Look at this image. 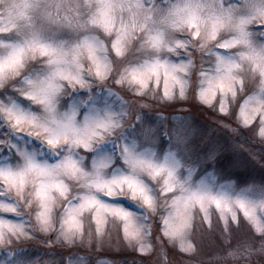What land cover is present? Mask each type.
I'll use <instances>...</instances> for the list:
<instances>
[{
  "label": "snow or ice",
  "instance_id": "1",
  "mask_svg": "<svg viewBox=\"0 0 264 264\" xmlns=\"http://www.w3.org/2000/svg\"><path fill=\"white\" fill-rule=\"evenodd\" d=\"M193 83L200 102L236 121L234 134L261 140L245 149L257 162L254 191L226 190L212 172L194 180L217 153L194 155L188 115L151 111L186 100ZM196 206L209 223L215 207L226 227L242 210L262 237L259 249L254 235L238 241L225 259L264 252V212H255L264 207V0H0V264H96L56 244L95 249L109 214L141 255L132 264H154L143 259L152 217L175 238Z\"/></svg>",
  "mask_w": 264,
  "mask_h": 264
},
{
  "label": "rangeland",
  "instance_id": "2",
  "mask_svg": "<svg viewBox=\"0 0 264 264\" xmlns=\"http://www.w3.org/2000/svg\"><path fill=\"white\" fill-rule=\"evenodd\" d=\"M138 56L139 52L131 50L128 53L129 58ZM196 67L199 68L201 61L199 52L196 54ZM205 68L210 69L208 63H204ZM110 87H116L120 95L125 99H131V93L119 86L109 83ZM250 86H255L250 84ZM192 91L186 100L174 104L165 105L162 102L152 103L151 111L160 113L165 117L179 114L181 116L188 115L189 119L197 124L194 129V155L207 154L209 151L217 153L214 161L201 165L193 175L194 180H199L205 176L207 172H212L216 176L215 183L223 184L227 189L239 191L241 188L254 189L251 184L259 183V175L251 166L256 165V161L251 160L248 152L245 150L251 144L254 148H259L261 140L246 133L247 138H241L234 134L231 128L238 127L234 119L227 118L224 114L214 111L210 106L200 102L195 96V84L191 85ZM221 119H227L231 127L224 128L218 123ZM239 141V143H237ZM32 144L39 146L37 141L32 140ZM166 147V143L162 142L160 148ZM107 150H111V146H107ZM50 156V154H49ZM118 159L108 170L109 174L121 166ZM210 179V178H209ZM231 181L233 183H231ZM211 182V179H210ZM123 199L119 202L125 204ZM126 205V204H125ZM135 205V204H134ZM127 206V205H126ZM59 208V205H57ZM135 209L134 206H127ZM211 223L203 218V212L198 206L191 211V221L188 229L183 236L169 238L162 236L156 230L155 216L152 217L151 236L153 239L146 238V243L152 246L151 251L143 254L144 260H152L155 262L163 257L164 264H264V252L255 251L250 256H236L232 258H224L226 250L234 249L237 242L254 235V244L256 249L260 248V240L262 237L255 232L252 222L244 216L241 210L239 221H229L226 227L223 217L215 207L210 210ZM256 215L259 217L264 212V207H257ZM85 228L89 231L94 230V221L85 219ZM104 243L97 245L95 249L91 247H81L78 249L64 248L56 244V250L61 253L80 252L81 254L90 253L96 264H132L135 259L139 261L141 255L131 245L121 238L122 224L118 218L108 215L107 222L104 225ZM35 249L48 250L47 246L40 241H34ZM162 245V247H161ZM183 245V247H182ZM190 251H185L188 246ZM27 247V245H26ZM34 249V250H35ZM159 254V256H158ZM70 264H88L80 258H74Z\"/></svg>",
  "mask_w": 264,
  "mask_h": 264
},
{
  "label": "clouds",
  "instance_id": "3",
  "mask_svg": "<svg viewBox=\"0 0 264 264\" xmlns=\"http://www.w3.org/2000/svg\"><path fill=\"white\" fill-rule=\"evenodd\" d=\"M160 2L162 3L163 0H160ZM133 50H136V45H133Z\"/></svg>",
  "mask_w": 264,
  "mask_h": 264
}]
</instances>
